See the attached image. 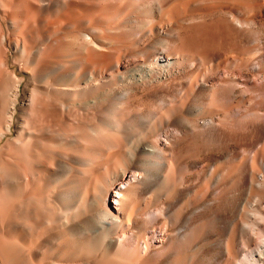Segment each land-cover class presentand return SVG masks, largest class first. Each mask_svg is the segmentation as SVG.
Returning a JSON list of instances; mask_svg holds the SVG:
<instances>
[{
    "label": "bare ground",
    "instance_id": "1",
    "mask_svg": "<svg viewBox=\"0 0 264 264\" xmlns=\"http://www.w3.org/2000/svg\"><path fill=\"white\" fill-rule=\"evenodd\" d=\"M34 1L36 4L30 0L17 4L14 0H0V94L8 99L0 128V141L4 139L0 146V198L5 190L10 194L25 192L27 198L32 194L37 202L33 228L37 236L43 235V243L63 254L60 258L58 253L55 259L67 264L72 260V264L169 263L180 250L178 244L183 243L187 231L204 218L222 222L220 231H213L222 239L200 247L197 264H213L219 255L226 257L224 264H264V161L253 152L259 145L264 151V125L243 123L242 132L235 130L226 119L229 105L219 102L221 91L206 95L207 101L203 94L195 96L187 109L170 108V103L180 100V88L168 99L155 97L156 106L144 110L131 107L126 100L137 89L133 85L138 78L135 73H139V78L147 75L140 64L130 75L135 80L131 88L119 94L120 102L90 107L70 103L69 97L90 95L100 84L93 77L98 73L94 67L109 61V69L115 70L122 55L113 59L118 49L105 52L83 34L72 39L63 35L66 42L61 49L62 36L58 39L52 32L44 37L46 44L41 42L38 34H28L27 30L33 13L42 6L39 3L44 2ZM133 1L90 3L94 17L103 20L112 15L103 9L105 3H111L114 12H124ZM198 1L203 12L200 27L197 26L201 31L198 49L202 47L206 53L211 50L204 57L208 71L221 66L226 58H233L264 76V33L252 26L254 18H264V0ZM154 3L158 10L164 6L163 0ZM87 17L85 13L83 19ZM211 20L223 24V28L219 27L222 32L227 30L218 37L220 41L210 40L207 29ZM152 21L121 27L118 36L126 41L137 39ZM7 38L13 48L12 63L25 79L14 72L8 75ZM165 42L160 43V53L155 50L159 49L154 46L159 47L156 43L141 55H149L159 65L168 64L172 54L164 53L172 51L175 44L169 42V46ZM73 43L78 45V51L88 55L72 58ZM60 50L63 55H59ZM139 58L133 55L131 62L126 63L135 65ZM6 75L9 82L5 81ZM34 81L45 83L44 93L40 91L42 85ZM261 88L264 89V82ZM21 90L25 96L19 101ZM224 95L232 97L231 92ZM213 106L215 118L202 123L189 121V116H201L202 110ZM44 147L51 150L41 158L38 153ZM211 153L222 155L223 162H211ZM248 153L255 154V159H247ZM189 161L204 165L190 174ZM43 183L50 189V217L40 213ZM162 185L165 190L157 192ZM212 246H218L219 253L208 250L204 256L206 248ZM0 264H20L16 242L7 246L0 241Z\"/></svg>",
    "mask_w": 264,
    "mask_h": 264
},
{
    "label": "rangeland",
    "instance_id": "2",
    "mask_svg": "<svg viewBox=\"0 0 264 264\" xmlns=\"http://www.w3.org/2000/svg\"><path fill=\"white\" fill-rule=\"evenodd\" d=\"M21 1L23 0H14V4ZM30 1L36 4L34 0ZM48 1L52 0H44L43 4L39 3V5L42 6L37 10L36 14V11L33 13L31 24H29L27 28L28 34L32 31L35 32L41 37V42L43 41L45 44L47 42H45L44 39L46 35L49 34L48 32L56 34L58 39L62 36L61 39H59L60 49L63 48L67 36L69 38L71 36L72 39L73 36H77L78 34H83L82 36L88 35L95 43L106 50L105 52L109 53L112 52L113 49H118L113 59L116 60V58L122 55L121 60L119 59V65L115 70L109 69L111 68V62L109 61L102 64V66L94 67L95 71L98 73L97 75L93 74V77H96L100 84L90 95L78 94L74 98L69 97L70 103L76 102L90 107L97 103L108 105L120 102L119 94L131 88L132 82L135 80L131 79L130 75L131 73H135L134 67L140 64L145 67L147 75L141 74L145 78H139V73H135L138 75L136 76L138 78L133 85H137V89L135 91L129 90L131 91L129 93V99L126 100L131 107L144 110L150 105L156 106L159 98L165 97L168 99L180 88L182 89V94L179 96L180 100L175 103L172 102V104L170 103V108L181 106L187 109L195 96L203 94V98L205 97L204 99H206V95L214 92L220 94L221 91V95H223H220L221 98H219V102L224 106L229 105L228 109L230 114L226 119L228 124H234L235 130L242 132L244 130L243 123L264 125V89L261 88V84L264 82V76L252 70L250 67H246L241 61L233 58H226L221 66L216 67L211 72L208 71V66L206 61H204V57H208L209 53L211 54V50H209V53H206V50L203 51L202 47L199 48L200 50L198 49L201 34L199 23L202 21V16L200 14L203 15L201 6L198 8L200 5L198 0H163L164 6H162L160 10L157 9L154 0H132L133 3L130 4L129 9L124 12H114V6L111 3H105L103 9L110 12V14L112 13V15H109L103 20L94 17V12L90 3L91 0H54L56 4H48ZM57 1L59 3H57ZM85 13H88L86 20L83 19ZM149 19H153L152 23L141 31L137 39L126 41L118 36V31L121 27L135 26L139 21L144 22ZM257 19L259 18H254L252 21L254 24L252 26L255 30H260V32L263 31L262 33H264V26L262 25L264 18H261V20L259 19L260 22H258L259 20L257 21ZM261 21L263 22L261 23ZM49 22H55L56 25L50 24ZM211 23H215L214 26H216L214 27L210 24L207 29V33L211 35L210 40H219L218 37L224 35L227 30L226 28H224V30L222 29L223 32L220 30L223 28V24L220 21L211 20ZM198 25L199 27L197 28ZM220 25L221 28L219 29ZM150 29L152 30L151 35H148ZM174 34H176V37ZM63 35L66 36V38ZM62 38L65 40H62ZM137 40L140 41L137 43ZM165 40L167 42H165ZM162 42H165L169 46H171L169 42L175 44L173 46L175 49L172 48V51H166L167 53H164L165 55H173H171L173 58L168 64L159 65L153 62V59L149 57V55H141V53L149 50L152 45L156 43L159 44V47L158 45L154 46L159 49H155V47L154 49L160 53L159 50L161 49L160 46ZM80 43L81 41L79 44ZM6 45L7 48H10L7 49L6 58L9 62L8 75L14 72L19 78L25 79V75L18 71V66L12 63L13 48L8 38L6 40ZM74 45H76V47ZM176 45L178 47H175ZM72 46L75 50L74 55L72 54V58L85 57L88 55L87 52L78 51L77 44L73 43ZM233 46H236L235 42H233ZM120 48L122 49L120 50ZM187 50L189 51L187 52ZM176 52L177 54H174ZM59 55H63L62 50H60ZM133 55H138L140 58L137 64L128 65L126 62L129 60L131 62ZM0 57H3L1 50ZM102 68H107L108 70L104 71ZM92 71H94V69H92ZM193 74L196 76H193ZM8 75L5 76L6 82H9L10 79ZM47 80L48 79L45 81ZM102 80L105 81L102 82ZM34 83L39 84L36 81H34ZM40 84L42 85L40 91L44 93L45 83L42 82ZM202 85H207L206 87L208 89L202 88ZM200 88L202 89L200 90ZM226 91L232 93L231 98H227L224 95ZM24 96L25 93L21 90L18 100L21 101ZM7 105L8 99L0 94V128L4 125ZM214 109V106L207 107L204 111H201V116L195 118L189 116V121H200L202 123L210 117L215 118L213 113ZM168 130H170V128H168ZM3 143L4 139L0 141V146H2ZM44 149L45 150L42 149L38 153L41 158L46 157L49 154L47 151L51 150L49 147H44ZM262 149L263 147L259 145L253 152L259 153L258 158H262L264 161V151L261 152ZM21 156L23 158L24 155L22 154ZM246 156L247 159H255V154L253 153L251 155L248 153ZM209 158L211 162H223L224 160L222 155L214 153L209 154ZM258 158H256V161H258ZM203 165L204 162L201 161L194 162L193 164L189 161L187 167L190 168L187 172L190 174L196 173L200 171ZM46 178L47 177H45L44 180H46ZM165 187L166 186L162 185L158 187L156 191L162 193ZM49 196H51L50 189L47 187L46 183H43L42 200H40L39 208L40 213L44 217H50L49 210L47 211L50 205ZM36 203L32 194L27 198L25 192L10 194L5 190L3 196L0 198V211L3 213V215H0V241L6 243L7 246H10L14 242L18 244L20 264H46L48 262L67 264L55 259L58 253L60 258H63V254L57 251L56 248L47 246L43 243L41 241L43 235L41 237L37 236V230L33 228L35 227L34 223L36 220L33 209L37 206ZM160 206L161 205L151 208L149 212L160 208ZM261 213L264 214V209ZM222 226V222L218 223L216 219L206 220V218H204L187 231L183 243L178 244L180 250L176 253V257H172L169 263L164 262V264H197L198 249L215 241L220 242L222 239L221 235L216 234V232L220 231ZM43 228L44 231L47 230L46 225ZM214 230L216 231L215 233L213 232ZM157 236L158 238L160 237L159 234ZM9 243L11 244L9 245ZM139 247L143 252L145 251L142 243L139 244ZM206 249L207 250L203 252L204 256H206L208 250L211 251V254H218L220 251L218 246H212ZM92 251L93 250L90 252ZM64 255H66L65 252ZM216 257L213 264H220L221 262L224 264L225 260H227L226 257L222 258L220 255ZM173 259H175V263ZM74 262L75 261L72 260L68 264Z\"/></svg>",
    "mask_w": 264,
    "mask_h": 264
}]
</instances>
